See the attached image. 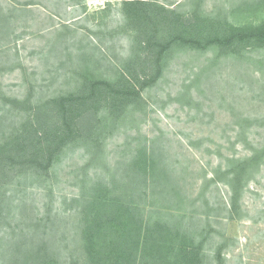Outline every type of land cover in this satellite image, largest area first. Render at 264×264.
<instances>
[{
  "label": "rangeland",
  "instance_id": "rangeland-1",
  "mask_svg": "<svg viewBox=\"0 0 264 264\" xmlns=\"http://www.w3.org/2000/svg\"><path fill=\"white\" fill-rule=\"evenodd\" d=\"M150 1L184 18L198 12L236 26L264 21V10L252 13L258 0ZM123 4V0H0L1 15L10 12L15 17L6 30L0 28L1 146H11L9 137L25 118L7 99L31 94L35 103L76 91L77 73L118 76L124 62L134 56L136 35L127 28ZM166 61L162 77L142 93L144 109L107 128L104 151L88 150L78 141L66 144L51 159L42 152L33 163H10L7 183L0 176L1 190L14 198L3 206L0 264H13L16 251L24 257L45 244L47 251H67L77 264H87L84 247L72 237L80 232L81 208V202L72 200H84L93 186H122L126 163L144 147L159 156L160 166L167 162L172 168L168 179L157 181L156 191L182 188L185 200L168 201V194H160L134 200L130 196L125 202L140 207L146 218L152 210L170 214L165 217L173 222L185 216L192 230L208 238L204 264H218L221 244L224 264H264V163L247 185L237 212H229L230 190L222 183L208 185L210 204L200 194L214 172L226 168V158L249 156V143L264 144V49L216 58L213 49L177 47ZM147 178L148 185L153 184ZM133 186L139 191L138 182ZM22 230L26 234L18 237Z\"/></svg>",
  "mask_w": 264,
  "mask_h": 264
},
{
  "label": "trees",
  "instance_id": "trees-1",
  "mask_svg": "<svg viewBox=\"0 0 264 264\" xmlns=\"http://www.w3.org/2000/svg\"><path fill=\"white\" fill-rule=\"evenodd\" d=\"M123 2L127 28L136 33L133 37L134 56L124 62L122 71L115 79L98 78L87 71L77 73L76 81L80 79L77 90L65 95L35 103L31 94L25 99H7L25 118L22 126L15 129L14 136L9 137L11 146L5 148L0 145V176L4 183H7L5 171L10 163H33L42 152H47L51 159L66 144L82 141L88 150L97 153L104 151L102 139L107 134V128L144 109L146 101L142 93L162 77L167 55L173 48L206 52L213 49L216 58L241 57L250 51L264 49V21L236 26L226 19H211L198 12L184 18L150 0ZM260 10H264V0H258L252 6L253 14ZM14 21L12 13L1 15L0 12L2 30H6ZM7 31L11 35L10 29ZM246 150H249V156L226 158V168H218L212 180L202 185L200 193L206 197L208 185L212 183L227 186L230 190L227 208L231 214L241 208L240 201L247 185L255 179L264 163V144L255 147L249 143ZM158 159L157 154H149L147 147L141 148L126 163L129 168L124 173L126 177L120 178L122 186L113 189H106L103 185L93 186L84 200H72L78 204L81 202V208L77 210L80 232L72 237L84 247L87 264H204L208 238L202 232L192 230L193 225L188 226L187 221L185 223V216L173 222L165 217L170 214L152 210L146 218L140 207L124 200L130 196L134 200L155 195L160 197V194H168V201L185 200L182 188L156 191L157 181L168 179L169 172H172L167 162L160 166ZM35 166L39 169L43 167L40 164ZM147 176L155 187L148 185ZM133 182H138L139 191L135 186L130 187ZM2 190L0 187V226L4 225L6 219L3 206L8 201H14V198L7 197V191ZM206 198L207 204H210V198ZM65 201L66 204L69 202ZM72 229L77 228L73 225ZM23 233L18 237L26 234ZM47 250L45 244L34 251L35 254L28 255L29 252H26L24 257L16 251L13 264H77L67 251ZM216 259L218 264H224L222 244L217 248Z\"/></svg>",
  "mask_w": 264,
  "mask_h": 264
}]
</instances>
